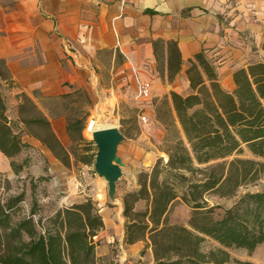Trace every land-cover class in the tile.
<instances>
[{"label": "trees", "instance_id": "16d2710c", "mask_svg": "<svg viewBox=\"0 0 264 264\" xmlns=\"http://www.w3.org/2000/svg\"><path fill=\"white\" fill-rule=\"evenodd\" d=\"M153 49L158 65H166L171 83L182 67L177 44L156 41ZM185 73L190 92L171 91V107L165 100L166 105L162 104L167 109L155 111L166 130L162 151L167 160L158 158L149 171L140 172L137 189L122 198L124 244L145 242L155 264H253L232 258L228 250H244L251 256L264 244V191L244 194L218 218L215 211L220 207H211L205 196L230 198L239 188L264 177V63L236 70L230 91L221 86L215 66L203 52L189 60ZM12 83L6 62L0 59V153L20 173L27 160L17 165L14 159L29 148L24 140L29 137L69 166V150L33 98L17 95L16 120L8 117L3 90ZM72 93L47 98L42 104L49 111L51 103L61 104L64 110L54 115H64L70 140L81 142L89 116L88 96L75 90L78 98L68 101ZM34 98L39 99L35 92ZM75 111L77 116H73ZM245 148L252 159L238 157ZM80 162L88 164L90 158L85 155ZM2 189L0 264H113L96 256V237L103 222L91 199L41 217L35 204L24 213L23 192L4 196ZM179 200L191 210L187 226L169 222L171 208ZM140 203L144 209L138 211ZM207 239L218 246L204 251Z\"/></svg>", "mask_w": 264, "mask_h": 264}, {"label": "crops", "instance_id": "0c3cea01", "mask_svg": "<svg viewBox=\"0 0 264 264\" xmlns=\"http://www.w3.org/2000/svg\"><path fill=\"white\" fill-rule=\"evenodd\" d=\"M156 41H173L178 46L182 67L171 83L166 65H158L155 59ZM263 41L264 0H0V59L12 76L10 89L15 96L26 94L37 104L66 94L69 86L81 88L92 76L95 56L106 51L114 76L126 85L124 104L144 115L149 111L155 118L154 108L162 98L171 107V91L189 93L182 94L189 90L185 72L196 54L203 52L212 62L219 82L227 74L230 91L233 73L253 64L245 63L250 46L263 51ZM141 82L150 85L149 98L139 95ZM178 82L181 89L175 87ZM48 117L67 149L72 142L66 117ZM24 140L38 146L46 159L58 162L40 142L29 137ZM81 187L76 182L75 192ZM78 192L56 210L91 199L82 190ZM96 209L103 222L96 237L98 258L116 261L113 250L117 247L127 264H155L145 242L124 244L122 202L116 216L109 208Z\"/></svg>", "mask_w": 264, "mask_h": 264}, {"label": "rangeland", "instance_id": "374dc122", "mask_svg": "<svg viewBox=\"0 0 264 264\" xmlns=\"http://www.w3.org/2000/svg\"><path fill=\"white\" fill-rule=\"evenodd\" d=\"M249 51L250 53L246 56L245 63H264V51H260L254 44L250 46ZM114 75L115 70H112L111 56L106 51H103L95 56L92 76L88 77L86 84L79 89H73L69 86L66 94L74 93L70 95L68 101H75L78 98L75 90H82L87 93L88 97L86 99L89 102H87L86 108L89 116L85 120V128L82 132L83 141H71L72 144L67 148L70 152L69 166L66 167L59 160L57 163L51 162L43 156L38 146L29 144V148L25 149L14 159L17 165L27 160L25 169L16 174L10 166V160L0 153V187L5 188V190L2 189L4 196L17 195L21 192L25 194V200L22 203L24 213L30 211L32 204H35V209L39 216H49L59 205L65 206L70 198L79 193L78 190H82L84 194L92 199L96 208L98 206L109 208L113 215L116 216L123 196L137 189L138 174L142 171H149L158 158L167 160V156L162 151L166 137L165 126L157 121L155 115V118H153L149 111H144L149 118L148 123H142L139 119L142 112L134 111L124 104L123 98L126 97V92L124 91L126 85L120 79L117 80ZM226 75L220 78V83L225 90L229 91V80ZM175 87L181 89V83L178 82ZM187 92H190V90H183L182 94ZM3 95L8 107L7 115L11 120L15 121L17 116L15 90L4 88ZM164 102L166 105L164 98L159 103L157 102L158 104L154 111L159 108L161 112L166 110V106L162 104ZM38 105L51 118L55 116V113L64 110L61 104L58 103L50 104L51 111L45 108L42 102H39ZM77 115L78 112L75 111L73 116ZM94 118L109 127H116L124 136L117 149V156L122 160L123 167L121 168L122 175L116 183L114 199L109 197L106 181L98 177L94 169L97 148L92 141V137L86 132L89 121ZM85 155L90 158L88 164L80 162V159ZM238 157L253 158L246 148ZM233 158L234 156L228 160ZM196 167L202 168L203 166ZM186 175L189 176L188 174ZM86 180H88L87 185ZM76 182L83 186L77 192H75ZM260 191H264V177L255 184L239 188L233 197L220 198L216 195L208 194L205 199L211 207H220L215 211V217L218 218L223 215L224 210L231 208L244 194ZM99 196L100 199L98 198ZM143 209V203L136 206L138 211ZM190 216L191 210L179 200L171 208L169 222L187 226ZM112 246H116V243L113 242ZM202 247L207 252L216 248L217 245L214 241L207 239ZM113 251L116 256V261L112 260L113 264H127L126 256L124 254L122 256L120 249L115 247ZM228 252L234 259L248 260L254 262V264H264V246L256 249L251 256L244 250L230 249Z\"/></svg>", "mask_w": 264, "mask_h": 264}, {"label": "water", "instance_id": "95a60500", "mask_svg": "<svg viewBox=\"0 0 264 264\" xmlns=\"http://www.w3.org/2000/svg\"><path fill=\"white\" fill-rule=\"evenodd\" d=\"M123 139L116 127L101 128L92 133V141L97 148L94 169L98 177L106 181L111 199H114L116 183L122 175L123 163L117 156V149Z\"/></svg>", "mask_w": 264, "mask_h": 264}, {"label": "built area", "instance_id": "2783aa9c", "mask_svg": "<svg viewBox=\"0 0 264 264\" xmlns=\"http://www.w3.org/2000/svg\"><path fill=\"white\" fill-rule=\"evenodd\" d=\"M139 95L143 98H147L150 95V85L146 82H141L139 85ZM140 121L142 123H148L149 118L148 116L141 114V116L139 117Z\"/></svg>", "mask_w": 264, "mask_h": 264}, {"label": "bare ground", "instance_id": "6f19581e", "mask_svg": "<svg viewBox=\"0 0 264 264\" xmlns=\"http://www.w3.org/2000/svg\"><path fill=\"white\" fill-rule=\"evenodd\" d=\"M106 124H102L97 118H94L92 120L89 121L88 123V127L86 129V132L90 135V137H92V133L97 130V129H101V128H105ZM109 127V126H108ZM99 191V190H98ZM102 196V195H101ZM100 199V196L98 197ZM103 198V197H101Z\"/></svg>", "mask_w": 264, "mask_h": 264}]
</instances>
